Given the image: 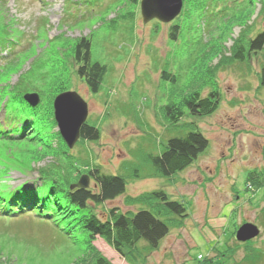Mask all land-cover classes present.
<instances>
[{"label":"rangeland","instance_id":"374dc122","mask_svg":"<svg viewBox=\"0 0 264 264\" xmlns=\"http://www.w3.org/2000/svg\"><path fill=\"white\" fill-rule=\"evenodd\" d=\"M133 1L0 4V36L6 38L0 49V109L9 87L28 86L41 99L31 134L22 136L18 129L4 134L22 120L19 110L30 109L15 91L9 94L10 107L0 123V190L7 194V185L41 183L46 166L57 160L70 164L64 171L75 178L72 184L99 165L127 183L117 198L89 204L99 217L107 219L114 207L162 210L135 200L153 190H164L188 206L186 219L165 213L171 220L168 235L156 250L141 243L144 255L135 264H201L205 259L210 264H264V51L243 62L229 58L233 40L241 34L249 40L264 30L261 4L244 18L242 0H184V11L173 21L144 23L141 0ZM127 13L132 15L124 17ZM173 24L181 27L177 40L169 38ZM84 37L91 42L93 59L108 67L97 93L77 74L74 50ZM4 59L15 63L5 65ZM163 71L175 74L176 81L163 78ZM59 86L88 102V122L100 130L97 141L68 147L54 118ZM214 87L221 102L213 114L195 117L185 109L177 122L164 116L165 106L181 103L193 89L206 95ZM192 124L208 138V148L184 170L159 175L150 157L160 155L170 138L187 134ZM251 171L255 176L249 182ZM88 188L96 191L93 179ZM8 207L0 203V264H92L95 255L112 264H131L104 239L89 243L81 227L67 219L16 207L6 213ZM245 222L261 228L248 243L236 239Z\"/></svg>","mask_w":264,"mask_h":264},{"label":"trees","instance_id":"16d2710c","mask_svg":"<svg viewBox=\"0 0 264 264\" xmlns=\"http://www.w3.org/2000/svg\"><path fill=\"white\" fill-rule=\"evenodd\" d=\"M6 1L0 0L2 7L3 4H6ZM135 2L136 0L133 1V3ZM241 2L242 9L244 6V9L247 10L246 13H243L244 18L250 16L256 3H260L261 11H264V0H242ZM1 15H3L2 11ZM127 15H132V13H127L124 17H127ZM2 27V30L7 31L5 25ZM180 29L181 27L179 28L177 24H173L169 38L177 40L181 32ZM5 40L6 38H1L0 36V49H4L3 41ZM262 51H264V30L255 34L249 40L244 39L243 34L233 40L232 52L229 58L243 62L251 58L253 54L257 55ZM5 60H3L4 64L8 62ZM74 60L77 65L78 76L85 81L93 93L99 92L108 67L106 64L93 59L92 45L88 38H81L77 42L74 50ZM13 62L11 60L5 65H10V63L12 65ZM216 68H214V72ZM209 71L213 72V68L209 69ZM260 73L261 85L264 86V65L261 67ZM162 77L174 82L177 79L175 74H170L167 71L162 72ZM32 90L28 86L19 87L16 90L9 87L5 98L10 101L9 94L11 91H15L16 94L14 96L21 98L26 103L23 100V94ZM63 91H66V89L59 86L56 95ZM220 102L221 92L218 87H214L206 95H203L198 89H193L183 98L181 103L172 102L165 106L164 116L170 122H177L184 116L185 109L195 117L207 116L218 109ZM8 105H10L9 102ZM26 106L30 108L29 112L24 109V111L19 110L22 120L13 127L4 129V134L11 133L16 129L20 130V135L22 136L28 135L25 133L31 134L33 132L34 124L38 122L37 110L30 107L27 103ZM35 128L38 129L37 126ZM99 138V128L87 121L82 128L80 140L94 142ZM208 146V138L197 125L192 124L191 130L187 134L170 138L162 153L160 155H152L150 159L159 175L171 176L190 166L206 151ZM57 162L59 160L49 163L48 167L46 166V177L50 179L44 177L41 183L38 181L31 184L24 183L15 189L7 185L6 188H9L7 189V194H2L4 190H0V203L9 204V207L4 211L9 213L14 210L13 207H16L18 212L30 210L49 217L60 216V219H67L74 226L79 225L87 234L89 243L100 237L131 264H135L139 258H143L144 254L140 250L141 243H144L149 250H156L162 239L168 235L171 220L166 217L165 213L179 219H186L189 216L188 206L185 202L171 199L164 190H153L138 196L135 200L153 202V206L155 204L160 205L165 212L158 208H154L156 212L148 209H140L136 212H122L118 210L119 208L114 207L109 210L107 219L99 217L88 209L89 204H101L123 194L127 188L126 179L120 175L106 174L99 165H95L89 170L88 174L95 181L96 191L91 188H72L71 185L75 178L71 174L65 173L66 170H70V164L66 166L62 162ZM254 176V171H251L248 176L249 182L254 181ZM250 259L254 260L253 257ZM205 260L201 261V264L211 263V260L209 263L205 262ZM92 264L112 263L103 256L96 257L95 255Z\"/></svg>","mask_w":264,"mask_h":264},{"label":"water","instance_id":"95a60500","mask_svg":"<svg viewBox=\"0 0 264 264\" xmlns=\"http://www.w3.org/2000/svg\"><path fill=\"white\" fill-rule=\"evenodd\" d=\"M183 0H141V13L144 23L154 19L169 23L182 11ZM25 99L32 105L37 106L41 99L39 93H26ZM54 114L58 129L69 148L82 136V128L89 116L87 101L76 91H64L58 94L54 100ZM91 177L89 174L82 175L72 188L89 187ZM261 234V228L253 222L243 223L236 231V239L239 242H248Z\"/></svg>","mask_w":264,"mask_h":264}]
</instances>
